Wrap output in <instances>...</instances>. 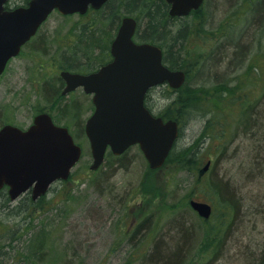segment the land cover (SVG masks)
<instances>
[{
    "label": "rangeland",
    "instance_id": "rangeland-1",
    "mask_svg": "<svg viewBox=\"0 0 264 264\" xmlns=\"http://www.w3.org/2000/svg\"><path fill=\"white\" fill-rule=\"evenodd\" d=\"M219 2L209 0L205 3L207 30H217L222 26L227 29L229 24H235V27L228 30L229 38L194 41L192 48L200 46L197 58L204 59L210 52L214 55L219 48L224 50L232 42H248V35L252 36V41L248 46L245 44L249 50L240 64L232 65L226 60L224 66L218 68L221 73L219 77L202 82L206 86L225 81L231 82L233 86H244L245 92L237 91L233 101L244 100L243 95H247L246 92L250 95L246 97L250 102L244 109L245 115H241L244 108L242 104L235 102L229 110L220 112L221 122L219 120L218 123L214 121L210 124L219 138L206 143L205 146L209 148L204 164L211 159L215 165L210 173L234 182L240 196L245 198L238 218L235 219L234 212L225 221L228 228L217 236V243L211 254H208L205 238L210 225H205L186 206V197L193 192V199L205 200L214 206H219V203L217 200L212 201L214 196L206 188L196 185L195 177L191 173L181 172L176 175L167 168L153 173L137 147L125 158L127 168L116 166L108 157L111 166L104 164L97 172L90 170L93 162L90 144L80 128L93 113L92 97L81 89L67 97H62L60 92H56L51 100L48 96L49 87L58 88L60 84V62L55 52L67 39H71L67 38L71 29L80 28L83 23L80 22L79 15L64 17L54 12L42 27L36 45L25 48L23 55L12 60L0 78V129L6 124L26 129L33 123L37 113L48 112L55 116L60 125H67L72 132L80 130L77 142L83 148V159L74 168L66 184L56 183L51 188L43 203L44 210L35 212L30 217L27 216L26 209L21 211L26 203L19 206L23 199L15 202L10 199L9 207L0 199V221L8 225L3 234L5 238L0 242V249L5 246L0 250L2 264H145L143 255L151 251L157 240L162 239L165 244L168 243L172 224L180 217L190 223L197 237L183 264H189V261H193V264H250L245 254L248 250L253 251L255 264H263L264 172L251 175L248 170L247 167L253 163V158L250 157L257 156L258 152L255 150V143L250 140L251 135L247 136L244 132L247 131L246 123L253 119L251 115H260L264 110V12L259 18L262 2L257 3L252 12H247V6L243 11L239 10L242 0H231L226 5ZM14 3L18 5L20 0H12V4ZM262 7L264 11V3ZM86 20L93 21L91 18ZM253 22L261 26L260 31L254 33L256 28L252 25ZM213 55H209L207 63ZM250 64H254V68L248 74ZM203 72H207L206 65L196 76L191 73L194 85L201 84ZM246 78L248 82L245 81ZM46 81L48 84H44ZM149 97L148 103L157 114L168 103L160 90H156ZM154 102L158 104L155 105ZM204 125L203 121L184 125V136L180 143L189 137L191 139L196 130L201 132ZM262 132L257 131L252 136L254 140L259 139L258 135L264 134ZM262 162L261 167L264 170V157ZM241 169L245 171L244 177H241ZM148 177L152 178L148 180ZM250 179L256 180L249 183ZM150 189L161 192L160 198L165 200V209L156 210L158 200L152 198ZM26 197L25 195L22 198ZM147 215H152L150 226L156 232L143 231L131 241L136 227ZM219 215L220 212H216L210 221L213 224L219 223ZM231 225L233 227L228 234ZM237 228L239 231L235 232ZM35 239L39 245H42L40 241L47 243L44 250L37 249L38 258H33L34 250H30ZM255 244L257 247H254ZM219 246H223L220 252Z\"/></svg>",
    "mask_w": 264,
    "mask_h": 264
},
{
    "label": "trees",
    "instance_id": "trees-1",
    "mask_svg": "<svg viewBox=\"0 0 264 264\" xmlns=\"http://www.w3.org/2000/svg\"><path fill=\"white\" fill-rule=\"evenodd\" d=\"M208 2L209 0H206V4ZM218 2L222 5L223 3L226 5L231 2V0H218ZM20 3L27 5L28 0H20ZM257 3L262 4L260 10L258 8L256 10L260 11L259 18H261L264 12L262 7L264 0H242V3L238 7L240 11H243V8L247 6V12H252L255 10ZM204 6L200 10L194 11L188 17L172 18L169 15V5L165 0H111L102 9L92 11L86 16L80 17V22H82L83 25L80 28L73 27L71 29L70 35L67 36V38L69 37L71 39H67L63 45L59 46L55 55L59 59V67L63 70L77 73L95 71L111 59L110 46L115 36L114 34L119 29L122 18L126 15H130L135 17L139 22L136 39L140 42L152 43L161 47L164 54V64L171 70H182L187 74V82L181 89L173 90L167 85H161L150 90L148 96H151L156 90H160L165 101L168 103L160 110L158 116H161L164 120L174 119L180 125L179 139L162 169H170L175 172L176 175L181 172L191 173L195 177L196 185H201L206 188L208 192L214 196L212 201L217 200L219 203V206L215 204V213L220 212L217 218L219 223L216 222L213 224L211 221H203L205 225H210V227H207L205 237L207 240V248H209L208 254L210 255L215 243H217V236L228 228L225 221L228 220V217L232 216L234 212L236 214L235 219L238 218V215L241 214V207H244L243 202L245 198L240 196V191L235 187V183L229 179L218 177V175L214 173H211L209 178H207V176L199 178L198 172L206 161V156L204 153L199 152L198 145L202 141L211 143L214 138H219V135H215V132H213V128L210 127V124L214 121L216 123H218L219 120L220 122L222 121L220 119L222 117L220 115L221 111L224 113L226 109L229 110L230 106L233 107L234 104L238 103L239 105L242 104L244 107L241 111V115H245L246 111L244 112V109L248 107L250 102L246 97L250 95L246 92L247 95H243V98L245 97L244 100L233 101L237 91L245 92L244 86L239 84L233 86L229 81L221 82L217 85L206 86L202 82L219 77L221 73H219L218 68L224 66L226 60L229 64L232 63V65L240 64L247 50H249L245 44L247 45L252 41V36H246L248 42H232L226 49L221 50V48H219L214 55L212 54L213 52H210L206 58L202 59V57H200L198 59L200 46L196 45V48H192V46L195 45L194 41L229 38L230 32H228V30L235 27V24H229L227 25V29L222 26V28L217 30H207V21L205 19L206 10ZM86 18H91L93 21L89 22ZM256 24H258L257 20ZM256 24L254 22L252 23L254 28H256L254 29V33L261 30V26ZM205 35H209V37ZM97 51L98 54H96ZM209 55L213 56L210 57L207 63ZM230 59H232V61ZM53 60H56V58L53 57ZM204 65L207 66V72H203L201 75L203 81H201L200 85H194L191 73L196 76ZM253 65H249L248 74L253 72ZM245 81L248 82L247 78ZM58 82H60L58 88L49 87L48 96L50 100L51 97L53 98L56 92L58 94L62 88L61 79L58 78ZM44 84H48L47 81ZM153 104L156 105L158 103L154 102ZM224 107L226 108L223 109ZM152 110L154 111V107H152ZM251 116L253 119H250L246 123L245 130L247 131L244 133L247 136L251 135L250 140H253V143H255V150L258 152L257 156L250 157L253 158V163L247 167L251 175H255L264 172L263 167H261L264 157V134L258 135L259 139L257 140H254V137H252L256 135L257 131L260 133L264 131V110L260 115L252 114ZM76 117H78V113H76ZM195 121H200V123L201 121L205 122L201 132L196 130L191 139L189 137L181 144L180 141L184 136L183 126L189 122ZM77 124L80 123L77 122ZM80 130L82 133L84 127L81 126ZM80 130L74 133L76 141L80 138ZM130 151H132V149ZM130 151L120 157H115L111 153L108 154L105 164H110L111 166V163L108 162V157H110L111 159L114 158V160L109 159V161H114L115 165L117 164L116 166L127 168L128 164L125 163V158H127ZM152 172L156 173V171ZM243 172L245 171L241 169V177H244ZM151 178L152 177H148L147 179L149 180ZM255 180L256 179H250L248 182L252 183ZM66 183L67 182H63V184ZM150 190L152 191V198L158 200L156 210L165 209V200H161L160 198L161 192L157 189ZM193 197V192H190L186 197V206L189 208V200L193 199ZM0 199L9 207L11 201L7 188L0 191ZM44 201L45 197L38 202H33L32 199L27 196L19 202V206L26 203L25 206L21 207V211L26 209L27 216L30 217L35 212L37 213L44 210ZM152 218V215H147L140 221V224L136 227L131 237V241L136 238L135 236L137 234L143 231L148 230V232H151V230H153L156 232V230L150 226ZM232 227L233 225L229 227L228 234ZM7 228L8 225L0 221V242L4 240L5 237L3 234L7 231ZM19 231L20 228L17 229V232ZM238 231L239 229L237 228L235 232ZM168 240L166 244L162 239L156 241L151 251L143 255V258L146 259L145 264H183L194 242L197 241V237L190 223H187V220L185 222V220L180 217L173 222L172 231ZM40 242L42 245L37 244V240L35 239V242L30 245V250H34L32 252L33 258H38L39 253H36L38 248H43L44 250L47 247L46 242ZM235 244L236 243H234V245ZM254 247H257V244H255ZM4 248L5 246L0 250ZM222 248L223 246H219V252ZM1 252L2 251H0V255L2 254ZM248 252L245 253L247 254L246 259L250 264H255L253 251L248 250ZM4 255L7 256V253ZM43 262H45V260H43ZM205 263L206 262L201 264ZM0 264H2L1 260ZM189 264H193V261H189Z\"/></svg>",
    "mask_w": 264,
    "mask_h": 264
},
{
    "label": "water",
    "instance_id": "water-1",
    "mask_svg": "<svg viewBox=\"0 0 264 264\" xmlns=\"http://www.w3.org/2000/svg\"><path fill=\"white\" fill-rule=\"evenodd\" d=\"M108 1L30 0L28 7L6 11L8 0H0V76L55 9L64 15L85 14L90 7L100 9ZM165 1L170 5L171 17L188 16L205 2ZM136 27L135 19L123 20L111 47L113 60L98 72L61 74L66 82L64 95L79 87L94 95L96 109L85 127L93 171L104 163L108 148L120 156L134 145L140 147L151 169H159L179 137L178 123L165 122L151 114L145 107V98L151 88L164 83L179 89L186 81V74L166 67L159 47L135 43ZM82 153L69 130L55 125L47 113L38 115L27 130L6 125L0 130V189L8 186L13 201L32 189L33 199L37 200L52 184L70 177ZM210 165L208 162L201 175ZM191 207L205 219L212 214V207L206 202L193 200Z\"/></svg>",
    "mask_w": 264,
    "mask_h": 264
},
{
    "label": "flooded vegetation",
    "instance_id": "flooded-vegetation-1",
    "mask_svg": "<svg viewBox=\"0 0 264 264\" xmlns=\"http://www.w3.org/2000/svg\"><path fill=\"white\" fill-rule=\"evenodd\" d=\"M14 7H16L15 6V3L14 4H12V0L9 2V5H8V8H9V10H11V9H14ZM33 47V46H32ZM59 79H61V78H59ZM60 83V82H59ZM61 84H62V88H61V90H60V93H61V96H62V93H63V90L65 89V83H64V80H62L61 79ZM63 97V96H62ZM92 97V96H91ZM92 101V100H91ZM28 194H30V193H28ZM31 195V194H30ZM29 195V196H30ZM26 196H28V195H26ZM21 199H24V198H21ZM20 198L18 199L19 201L21 200Z\"/></svg>",
    "mask_w": 264,
    "mask_h": 264
},
{
    "label": "bare ground",
    "instance_id": "bare-ground-1",
    "mask_svg": "<svg viewBox=\"0 0 264 264\" xmlns=\"http://www.w3.org/2000/svg\"><path fill=\"white\" fill-rule=\"evenodd\" d=\"M205 145H206V143L203 142V141L201 143H199L198 150H199L200 153L206 154L208 148Z\"/></svg>",
    "mask_w": 264,
    "mask_h": 264
}]
</instances>
